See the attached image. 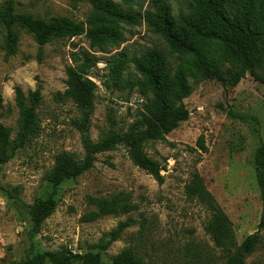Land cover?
<instances>
[{
    "label": "rangeland",
    "instance_id": "374dc122",
    "mask_svg": "<svg viewBox=\"0 0 264 264\" xmlns=\"http://www.w3.org/2000/svg\"><path fill=\"white\" fill-rule=\"evenodd\" d=\"M151 2L134 0L130 6L140 16ZM8 3L19 14L45 21L65 18L85 27L92 11L90 3L74 0H0V8ZM173 9L176 14L180 8L173 3ZM123 28L126 41L103 53L91 47L86 32L41 46L33 35L16 26L18 51L10 57L0 28V123L16 139L21 118L16 88L25 96L39 88L42 128L37 138L0 167V264L62 250L73 254L91 251L99 253L104 262H112L124 249H131L146 264H225L207 232L211 212L187 194L196 175L231 221L238 246L259 233V243L246 264H264V230L258 229L263 202L254 167L255 151L264 143V84L255 77L262 74L258 65L233 88L198 72L189 78L192 93L184 100L189 118L164 140L145 145L161 167L163 183L135 166L123 145L99 154L94 168L56 190L46 181L58 154L69 152L83 159L85 137L98 142L110 134H127L140 117L146 98L139 87L121 81H137L140 75L128 62L122 79L112 80L113 56L124 52L130 58L155 47L173 66L179 62L164 38L141 19L137 25L123 24ZM87 55L92 56V63L86 78L95 88L88 101L79 105L68 94V69L79 70ZM202 136L207 152L198 145ZM8 188H19L18 198L10 197L5 191ZM50 196L57 200V208L36 234L29 206L37 198ZM114 196L136 209L85 220L96 210L89 198ZM129 219L133 223L119 240L107 250L95 248L105 234Z\"/></svg>",
    "mask_w": 264,
    "mask_h": 264
},
{
    "label": "trees",
    "instance_id": "16d2710c",
    "mask_svg": "<svg viewBox=\"0 0 264 264\" xmlns=\"http://www.w3.org/2000/svg\"><path fill=\"white\" fill-rule=\"evenodd\" d=\"M74 1H86L92 5L87 27L65 18L45 21L19 14L15 12L12 3L1 7L0 28L5 34L6 56H14L18 51L19 35L16 26L33 35L41 46L56 38H72L86 32L91 47L106 53L126 41L123 24L134 26L141 19L149 30L164 38L171 54L177 56L179 62L173 66L168 57L155 47L130 58L124 52L112 57L109 72L112 80L122 79L128 62L133 64L140 75L137 81H121L131 88H140L146 98L143 111L127 134H110L98 142L85 137L83 159L79 160L69 152L58 154L53 168L45 175L46 181L54 190L64 182L75 180L90 171L99 154L112 151L119 145L126 148L135 166L160 184L163 183L161 167L148 155L145 145L149 141L164 140L181 122L189 118L184 100L192 93L189 82L191 76L198 72L204 77H216L225 86L233 88L247 72L253 73L258 65L262 74L255 77L264 84V0H152L150 8L140 16L131 9L130 4L134 0ZM173 3L180 8L176 14ZM91 57L86 56L79 70L68 69V94L79 105L88 101L95 88L86 78L92 63ZM226 64L228 65L225 66ZM40 103L41 89L25 96L21 88H16V105L21 114L20 132L16 139H11V130L0 123V167L40 135ZM198 145L204 152L208 151L203 136L199 138ZM254 167L263 202L258 229L264 230V143L255 151ZM5 191L10 197L18 198L19 188H8ZM187 194L211 212L207 232L225 257V264H246V258L259 243V233L248 236L238 246L231 221L198 175L187 186ZM88 201L96 209L86 215L85 220L88 222L98 217L125 214L136 209L135 205L123 202L118 196L89 198ZM57 204V200L50 196L37 198L29 206L34 233L40 232L44 222L54 214ZM132 223L131 219L120 222L105 234L95 248L107 250ZM76 261L82 264H146L137 260L131 249L121 251L112 262H104L99 253L91 251L73 254L69 250H62L35 253L23 261L11 264H72Z\"/></svg>",
    "mask_w": 264,
    "mask_h": 264
}]
</instances>
